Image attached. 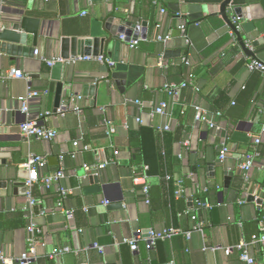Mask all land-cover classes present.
<instances>
[{"label": "crops", "instance_id": "1", "mask_svg": "<svg viewBox=\"0 0 264 264\" xmlns=\"http://www.w3.org/2000/svg\"><path fill=\"white\" fill-rule=\"evenodd\" d=\"M242 1L240 35L264 62V0ZM179 3L0 0L2 18H17V12L25 11L30 45L39 52L18 62L0 54V171H9L12 178L11 189L0 190V264H17L28 250L32 225L38 245L31 264H244L236 251L227 256L213 249L249 241L264 222V76L248 70L253 57L240 43L236 53L238 39H229L230 29L218 15L220 5H204L202 18L193 23L186 18L184 3L180 13L170 9ZM125 22L148 23L147 38L136 49L119 39ZM182 25L188 40L178 29ZM158 35H170L171 40L159 42ZM64 38L70 39V60L60 73L63 90L57 106L60 82L45 59L62 58ZM99 56L114 62L116 69L99 63ZM79 57L91 59L72 62ZM12 69L21 70L30 82L8 78ZM116 71L125 73L123 90L113 79ZM170 84L187 87L174 98L165 89ZM29 87L41 96L31 100L24 113L21 98ZM162 102L169 106L167 113L152 115ZM74 104L82 116L73 112ZM195 107L207 112L217 128L197 124ZM39 117L42 126L58 133L55 140L21 135L20 125ZM166 126L171 130L165 131ZM110 127L114 132L108 136ZM223 142L229 154L221 163ZM247 153L254 155L255 163L245 182L239 165ZM31 154L48 159L41 177L62 167L66 174L50 189L34 187L33 208L22 186L14 192V183L28 178L23 165ZM104 163L106 169L92 171ZM145 167L149 204L142 186L133 181ZM97 175L98 181L93 179ZM179 181L183 193H178ZM61 188L71 193L59 207ZM198 194L211 207L198 214L203 232L192 233L190 239L175 236L147 249L151 229L193 230L195 222L186 212L196 211ZM138 230L146 235L134 252L125 240ZM65 248L71 252L54 256ZM251 251L257 263L264 264V246Z\"/></svg>", "mask_w": 264, "mask_h": 264}, {"label": "built area", "instance_id": "2", "mask_svg": "<svg viewBox=\"0 0 264 264\" xmlns=\"http://www.w3.org/2000/svg\"><path fill=\"white\" fill-rule=\"evenodd\" d=\"M162 13H165V11L162 10ZM231 22L235 30L229 28L230 29L229 34L232 40L235 42L237 40L236 32H240L241 30V18L233 17L231 19ZM159 27L160 26H157V28ZM178 29L180 30L182 35L188 40V35L186 34V26L185 25L179 26ZM119 39L120 41L125 43L127 46H129V48L131 49L138 48L141 40H143L141 37H138V38L132 37L129 39L128 36L121 35V34L119 35ZM156 40L162 43H168L171 40V36L170 35H165V36L158 35L156 37ZM247 48L251 50L252 46L248 45ZM35 53L37 56L39 55L38 51H36ZM89 59L91 58L90 57H79L73 60L72 62L75 63L77 61L89 60ZM97 61L101 64H107L111 68L115 67L114 62L105 59L103 56L97 57ZM45 62L47 63L49 67H53L57 63H66V61H64L62 58H59V57L53 58L51 60L45 59ZM183 62L185 64H189L187 59H183ZM160 66H163L162 59L160 61ZM247 67L249 71L259 72L264 76V62L259 60L258 58L256 57L251 58ZM7 77L22 79V80H26L27 82H30V78L26 76L25 74H23L21 70H17V69L10 70ZM186 87H187V84H182V85L170 84V85H167L165 89L166 91L169 92V94L172 97L177 98L180 96L181 91ZM40 96L41 94L39 92H36L31 87H29L26 96L21 98L23 112L27 113L29 109L28 107H29L30 101L33 99L39 98ZM78 99L81 100L82 97H78ZM136 103L138 105L140 104V102L138 101ZM168 108H169L168 104L166 102H162L154 108L152 115L164 116L167 113ZM73 112L78 116H82L83 114V110L76 104L73 105ZM195 112H196L195 121L197 124L204 123L212 129L217 128L214 122L208 117L207 112H205L203 109H201L200 107H195ZM47 115H50V113H47ZM218 115L221 116L222 114L218 113ZM39 119L41 118L39 117L38 119H35V120H27L23 124H21L19 127L21 135L28 140H38V141H45V142H50V141L55 140L58 136V133L55 130L48 129L45 126H42L39 123ZM137 122L141 123V119L138 118ZM164 130L170 131L171 127L166 126ZM113 132H114V129L110 127L107 130V135L111 136ZM256 143L259 144L260 139H256ZM75 146H78V143H75ZM85 149H88V148L85 147ZM228 154H229V148L227 147L226 143L223 142L221 147L219 148V158H218L219 161L223 163L227 159ZM254 163H255L254 155L252 153H247L243 156V160L240 163L239 167L244 172L245 182H248L249 180V174L251 170L253 169ZM47 164H48V159L46 156L31 154L27 162L23 165V169L28 174V178L25 182V187L27 189L26 197L32 208L37 206V200L35 199L33 195L35 186L41 185L42 187L46 189H50L53 186L60 184V182L66 177L65 169L63 167L60 168L54 174L41 177L40 171L41 169L45 168ZM106 167H107V164L104 163V164L94 167L92 171L98 172V171L106 169ZM148 169H149L148 167H145L144 168L145 171L143 175L135 176L133 178V181L135 182L136 185L142 186V191H143V194L145 195L147 204L150 203V185L148 182V175H147ZM178 187H179L178 193H183L184 189L182 186V181L178 182ZM204 191L207 192L208 190L205 189ZM59 192H60V200H59L58 205L59 207H62V203L68 198L71 192L65 188L59 189ZM195 204L197 205L199 209L211 208L208 204H206L205 202H201L200 200H195ZM186 214L190 215L192 220L195 222V226L191 232H184L183 230L176 229V228H167L162 231L151 229L147 232L148 233V237L146 239L147 249H153L157 242L170 240L175 236L186 234L188 239H190L192 233L203 232L204 223L200 220V217L196 213V211H188L186 212ZM35 229L36 228L34 225H32L29 228V233L31 234V237L28 240V243H29L28 250L25 253H23L20 256V258H18L17 264H31L34 260H36L38 242L33 237ZM145 235L146 234L142 230H138L135 233L134 237L129 240H125V243L128 244L134 252L138 251L139 241L142 240ZM256 245L264 246V222L261 224L260 232L258 234L253 235L249 241H243L233 247H228L225 249L221 247H216L213 250H223L224 254L227 256H230L234 251H236L239 254V259L241 260L242 263L258 264L251 251V248ZM99 250L100 252H103L101 247H99ZM68 252H71L70 248H65L63 250H60L56 254H54V256L62 255ZM0 260H2V257H0Z\"/></svg>", "mask_w": 264, "mask_h": 264}, {"label": "water", "instance_id": "3", "mask_svg": "<svg viewBox=\"0 0 264 264\" xmlns=\"http://www.w3.org/2000/svg\"><path fill=\"white\" fill-rule=\"evenodd\" d=\"M181 3H184L187 6V16L186 18L189 22H197L203 16V6L208 4H218L220 5V12L218 15L223 19L225 24L235 30L232 25L231 18L233 14H236L239 18H243V7L244 2L242 0H180L179 4H173L170 6V9L176 13H180L182 10L180 9ZM28 18L25 15V11L17 12V18H2L0 16V54L7 55L11 57L12 61L18 62L21 58L33 57L36 52V48L30 45L29 32L26 26ZM148 23L144 22L141 25L132 24V23H123V25L119 28L118 33L121 35H126L128 38H138L141 37L143 40H146V31H147ZM238 41L240 46L242 47L244 53L248 56L254 57V54L251 50L247 48V44L242 39L240 32H236ZM35 36V35H34ZM36 37V36H35ZM251 39V38H250ZM35 41V38H34ZM33 43V40H32ZM70 43L69 38L63 39V46H65L62 59L64 61L70 60V55L68 50V46ZM129 47V46H128ZM64 68V63H57L53 66V73L55 74L56 80L60 82L58 88V101L57 106L61 102L62 99V90L63 84H61V71ZM113 70L116 67L112 68ZM125 73L116 71L113 74V79L116 81L117 86L123 90L126 84ZM93 90V89H92ZM93 93V92H92ZM58 108V107H57ZM5 164V163H1ZM229 174H226V189L225 193H227L228 184L230 181ZM11 176L9 171H0V190H10L12 184L10 183ZM94 180H99V175L93 177ZM25 180H19L18 183H14L16 193L17 187L22 188V193L24 195L27 194V189L25 187ZM21 193V191H20ZM254 198H252V201ZM258 204H262V200L258 201ZM36 209V208H35ZM37 210V209H36Z\"/></svg>", "mask_w": 264, "mask_h": 264}, {"label": "trees", "instance_id": "4", "mask_svg": "<svg viewBox=\"0 0 264 264\" xmlns=\"http://www.w3.org/2000/svg\"><path fill=\"white\" fill-rule=\"evenodd\" d=\"M229 39L230 40H232V38L229 36ZM238 39V38H237ZM235 49H236V53H237V50L239 51V42H238V40H237V45H235ZM253 73H258V74H260V75H262L261 73H259V72H253ZM239 117H240V115H239ZM205 196H202L201 194H198L197 195V197H195V199L194 200H200L201 202H206V200H205ZM194 209L197 211V214H200L201 212H202V210L201 209H199L198 207H197V205L195 204L194 205ZM262 216H263V213H261L260 214V217H259V219L257 220V223H258V225H259V221L262 219ZM258 231H259V227H258V229H257V232L255 233H253L251 236H250V238L253 236V235H255V234H257L258 233Z\"/></svg>", "mask_w": 264, "mask_h": 264}]
</instances>
